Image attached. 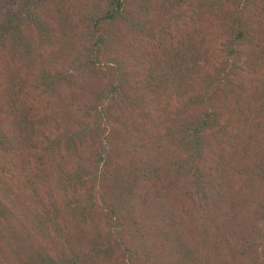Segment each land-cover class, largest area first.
Masks as SVG:
<instances>
[{
  "label": "rangeland",
  "instance_id": "374dc122",
  "mask_svg": "<svg viewBox=\"0 0 264 264\" xmlns=\"http://www.w3.org/2000/svg\"><path fill=\"white\" fill-rule=\"evenodd\" d=\"M17 1L0 0V19L12 14V8ZM147 1L150 7L145 9L146 11L140 9L137 0H133L131 10L136 20H145L148 27L154 28V38L133 31L124 21L117 24L118 30H113L120 38L111 44L116 51L121 52L127 62L129 76L127 74L126 81L129 91L133 87L135 89L131 90L132 94L136 90L141 93L144 91L148 95V104H143L139 110L143 111L145 117L140 115L142 121L139 116L138 119L143 122L145 129L149 130L157 120L164 125L170 118L167 114L170 110L183 105L191 94L204 89L202 73H213V66L220 64L228 56L221 50L224 33L219 16L209 13L206 19H201L198 11L193 10L196 0ZM257 1L261 9L257 12L252 5L245 14L252 16L257 22L258 38L253 45L241 46L240 57L230 58L231 61L236 60L242 65V79L245 84H250V92L255 91L264 74V0ZM81 3L82 0H70V4L75 5L72 8L76 10H80ZM57 13L63 15L61 12ZM45 14L50 17V13ZM76 19H71V27L67 28L71 36H65L61 22L59 25L56 23L59 29L61 28L60 32H63L61 37L65 49L75 46L74 51L84 44L80 33H77V36L73 34L77 29H85L79 27V20ZM74 51L73 55L60 59L37 58L36 66L44 65L51 73H60L59 89L49 100L45 95H37L34 84L30 82L22 88L11 89L13 75L19 73L21 76H27L30 69L23 59L19 60L8 51V47L0 52V123L8 129L11 118H16V114L11 113L8 105L12 100L11 96L16 94L14 91L21 89L16 109L26 103L31 108L30 115L39 122L42 132L39 137L42 140L61 141V146L55 149L56 152L49 155L43 149V144L32 147L21 143L7 153L0 150V165L10 166V171H0V197L6 204L5 212L0 213V247L5 254L4 256L0 253V264H43L44 254H57L58 250L64 251L68 248L87 249L90 239L96 237L93 226H76L71 214L73 209H67L58 216L59 232L48 233L45 239L37 230V217L33 221L28 216V211L34 210L36 214L40 213L45 218L52 219L56 217L53 212L57 208L79 200L91 208L93 218H99L96 222L100 225L99 230L104 239L98 240L106 243L107 239H110L112 251L107 264H132L124 249L135 239L138 240L140 250L143 247L146 250L142 251L150 250L147 252L148 256L142 257L143 262L141 259L137 260L138 264H176V259L181 257V243L203 246L202 252H211L212 260H218V264H237L240 257L235 255L234 251L236 237L252 232L256 237L264 234L263 203L257 194H245L244 181L235 174L237 168H244L247 164L244 159L231 158L229 141L225 139V135L209 136L215 152L209 153V160L203 167L211 173L214 170L213 175L221 179L226 190L231 188L233 194V198L228 199L226 204L225 201L219 202L221 210L215 211L211 219L205 217L201 206L193 203L198 199V195L190 189L187 180L180 179L175 186H171L166 180L165 185L168 188L163 191L159 189L163 183L160 185L154 181H138L133 191L122 187L118 180L121 177L124 180L128 176L126 164L132 160L139 162L150 153L149 148L140 150L143 154L139 156L132 152L126 153L123 149L125 140L115 137L118 132H128L125 125V122H128L127 116H115L110 122L102 120L101 134L96 137L89 136V141L74 153L65 147L67 130L72 135L74 130H78L80 122L95 126L96 109L99 111L100 107H106L108 104L104 99H98L93 90H98L107 80L112 79H101V75L96 76L91 72L85 75L78 73V70L71 66L75 64ZM109 57L110 55H104L100 66H105ZM168 63L170 64L167 65ZM166 67H173L171 73H174L170 75L169 68ZM149 74L158 76V79L152 82ZM97 80L99 82L96 84ZM214 102L230 111L229 104L233 102V98L226 101L221 95ZM91 104H94L95 110H91ZM158 127L160 129L161 125ZM244 129L248 133L253 132L250 126ZM155 131L151 129V132ZM112 133L114 138L107 139ZM146 133L147 131L144 132ZM151 134L144 135L147 144L155 142ZM135 139L140 140L137 137ZM114 146H117V152L113 149L110 153V147ZM103 148H109L108 152L105 149V155L108 157L95 168L91 162ZM165 155L161 153L159 157ZM217 166H221L219 170H216ZM80 167L85 173L81 178L83 185L74 186L78 191L74 192V188L66 187L68 183L63 187L58 185L61 176L64 177L66 172ZM124 185L126 184L123 183ZM183 187H187L188 192L185 193ZM118 195L123 198L127 207L130 198L132 199L129 204H135L132 210L142 234H137L130 227L131 219H126L125 226L119 230L116 226L105 223ZM232 203L236 204L235 210L239 214L237 218L233 216L231 208H228ZM125 212L128 213L129 210ZM49 213L53 215L49 216ZM138 236L142 240H139ZM258 241L259 254L264 257V244L261 239Z\"/></svg>",
  "mask_w": 264,
  "mask_h": 264
},
{
  "label": "trees",
  "instance_id": "16d2710c",
  "mask_svg": "<svg viewBox=\"0 0 264 264\" xmlns=\"http://www.w3.org/2000/svg\"><path fill=\"white\" fill-rule=\"evenodd\" d=\"M196 1L193 10L198 11L201 19H206L209 13L219 16L224 33L221 50L226 52L228 58H225L217 66H213V73L210 71L202 73L201 80L204 83V89L191 94L183 105L175 106L170 110L167 113L170 118L164 125L160 120H157L149 127V130L145 129L143 122L141 123L140 115L145 116L142 114L143 111H139L143 104L147 103L148 95L144 91L141 93L136 90L132 94L131 90L135 89L133 87L129 91L126 81L127 62L125 57L120 54L121 52L116 51L111 44L120 38L114 31L118 30L117 24L124 21L133 31H139L142 35L154 38V28L148 27L145 20H136L133 15L131 10L133 0H82L80 10L72 8L75 5H71L70 0H18L12 8V14L5 19H0V52L8 47V51L17 56L19 60L23 59L22 61L30 69L27 76H21L19 73L13 75L14 81L11 89L22 88L30 82L34 84L37 95H45L49 100L59 89L58 76L60 73L53 74L44 65L36 66L37 58L41 60L60 59L73 55L75 46L65 49L61 37L63 32H60L61 28L59 29L56 23L59 25L61 22L65 36H71L67 28L71 27V19L77 18L79 27L82 26L85 29L83 31L77 29L74 33L73 28V36L80 33V39L84 45L74 51L76 52V58H73L75 64L71 66L77 69L81 75L91 72L96 76L101 75V79L107 80L108 77L112 79L107 80L98 90H93V94L98 99H104L108 104L106 107H100L99 111L94 107V104H91V110L96 109L97 111L95 126L80 122L78 130H74L72 135L67 130L65 147L74 153L89 141V136L96 137L101 134L100 122L102 120L110 122L115 116L122 115L123 118L127 116L126 121L128 122H125V125L128 132L125 134L118 132L116 136L112 133L110 136H106L107 139L111 137L113 139L115 136L125 140L123 149L126 153L132 152L139 156L143 154L140 153L143 148H149L150 153L148 152V156L139 162L133 160L128 162L126 164L128 176L124 180L121 177L118 180L119 184H122V187H127L129 191H133V187L138 181H154L160 185L163 183L159 186L160 191H163L168 188L165 185L166 180L171 186L177 185V181L180 179L187 180L190 189L198 195V199L196 198L193 203L196 206H201L205 217L211 219L215 211L221 210V207L218 206L219 202L225 201L226 204L228 199L233 198L231 188H227V190L224 188L225 184L221 179L217 178V175H213L214 170L211 173L203 167V164L209 160V153L215 152L209 139V136L212 135L219 137L225 135V139L229 141L231 158H243L247 163L244 168H237L235 174L244 181L245 194H257L264 207V74L255 91L250 92V84H245L242 79L240 71L242 65L236 60H230L231 57H240L241 46L253 45L258 38L257 22L252 16H246L245 13L252 5L257 12L261 7L257 0ZM137 2L143 11L150 7L147 0H137ZM44 11L50 13V17H47ZM57 12H61L63 15H58ZM82 35L83 38H81ZM104 55H110V57L107 59V64L102 67L100 66L101 59ZM166 68H169L170 75L174 73H171L173 67ZM149 77H152V82L158 79V76L153 74H149ZM98 82L97 80L96 84ZM13 90H11L12 93ZM14 92L16 94L11 96L12 100L8 107L11 113L16 114V118H11L8 129H5L0 123V150L7 153V151L14 150L17 144L22 143L32 147L43 144V149L47 151L48 155L54 152L57 147L61 146V141L42 140L39 137L42 132L39 129V122L30 115L31 108L26 103H22L20 109H16L20 101L21 89ZM165 94L167 93L165 92ZM221 95L226 101L233 98V102L229 104L230 111H227L223 105L214 102ZM1 111L0 106V113ZM159 125H161L160 129H158ZM247 126H250L253 132H246L244 128ZM151 129L156 131L151 132ZM146 131L148 135L152 133L154 143H146L144 136ZM136 137L140 140H136ZM105 149L103 148V151L91 162L93 167L98 168L99 164L108 157L105 152L106 150L108 152L109 148ZM113 149L117 152V146H114V148L110 147V153L114 151ZM161 153L166 155L159 157ZM220 167L217 166L216 170H219ZM0 171L8 172L10 166L0 165ZM84 173L81 167L74 168L73 171L66 172L64 177L61 176L58 185L63 187L68 183L66 187L74 188V192H76L78 190L74 186L83 185L81 178ZM123 183L126 185L123 186ZM183 189L185 193L189 190L187 187H183ZM226 192L228 194L225 195ZM75 198L76 195H74ZM130 202H132L131 198ZM130 202L127 207L123 198L118 195L105 223L109 226H116L119 230L125 226L126 219H131L130 227L140 235L142 232L132 210L135 204L130 205ZM75 205L76 207H74ZM228 208H231L235 218L239 216L235 210L236 204L232 203V206ZM5 209L6 204L0 197V213L5 212ZM67 209L74 210L71 214L76 226L90 227L92 225L96 237L90 239L87 249L68 248L64 251L58 250L57 254H44L42 256L43 264H107L112 251L110 239L108 238L106 243L98 240L104 239L99 230L100 225L96 222L99 221V218H93L91 208L84 205L81 200L76 203L71 201L64 207L57 208L53 212L56 217L52 219H47L40 213L36 214L34 210H29L28 216L33 221L37 217L36 225H39L37 230L45 239L48 233L59 232L58 216ZM125 210H129V212L127 213ZM53 214L49 213L48 215ZM166 234L169 233L166 232ZM138 239L142 240L140 236ZM258 239H261L264 244V234L256 237L252 232L236 237L234 251L235 255L240 257L237 264H264V257L259 254L257 248L259 246ZM181 246L182 249L179 251L181 257L176 259V264H218V260H212L211 252L206 253L205 250L202 252L203 246L197 244L188 246L183 243ZM124 250L132 264H138L137 260L140 259L143 262L142 257L148 256L147 252L150 251H142L146 250L144 247L140 250L137 239L131 241ZM0 253L5 256L1 247ZM36 258L39 259V257Z\"/></svg>",
  "mask_w": 264,
  "mask_h": 264
}]
</instances>
